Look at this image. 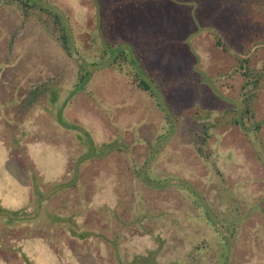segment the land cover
Listing matches in <instances>:
<instances>
[{
    "label": "rangeland",
    "instance_id": "374dc122",
    "mask_svg": "<svg viewBox=\"0 0 264 264\" xmlns=\"http://www.w3.org/2000/svg\"><path fill=\"white\" fill-rule=\"evenodd\" d=\"M37 1L0 0V264H264V0Z\"/></svg>",
    "mask_w": 264,
    "mask_h": 264
},
{
    "label": "trees",
    "instance_id": "16d2710c",
    "mask_svg": "<svg viewBox=\"0 0 264 264\" xmlns=\"http://www.w3.org/2000/svg\"><path fill=\"white\" fill-rule=\"evenodd\" d=\"M17 1H18L19 6H20V8L22 9L23 12L29 11L31 9L33 10L35 8L39 9L41 12L47 11V10H44V8L37 3L38 2L37 0H17ZM56 18L58 19V16H56ZM60 39H61V43L63 45L62 48L68 54L71 55L70 46H69V37L67 35V32H66L65 28H61ZM120 57L123 60L127 59L125 54L120 55ZM240 64H241L240 70L242 71L241 72V76L246 77V78L251 76V74H249L248 71H247L248 70V68H247L248 67L247 66L248 65V60L247 59H243V60L240 61ZM91 65H95V64H91ZM79 66H80L81 70L79 71L78 83L75 86L74 90L71 92V95H74L76 92L83 90L85 88L86 84L88 83L89 79H90L89 78L90 75H89L88 72H86L84 67L81 64ZM258 80H259V76L255 77L254 80L253 79L250 80V83L253 82L252 84L256 85ZM137 86H138V88H140L143 91H149L150 90L149 85L144 80H138L137 81ZM43 87L44 86H40L39 87V89H42V90H37V88H34L36 91H38V92H35L36 94H35L34 97H36L37 95L40 96V95H43V94L46 93L47 90L45 88H43ZM50 102H51V104H53V101H50ZM59 119H61L60 122L63 121L61 117ZM79 138L82 141L83 138L81 136H79ZM17 213L18 212L12 211V210L6 211L5 209L2 208V206L0 204V217H8V221H7L8 223L11 222L12 219H15L17 217ZM66 223H69L70 225L71 224L73 225L74 221H72V222L71 221H69V222L66 221ZM70 225H68V226H70ZM12 253L13 254L16 253L18 255V257L20 258V261L23 264H33V262L27 258V255L24 252H22L19 248L12 249ZM222 257H223V255H222ZM7 262H9V261L7 260L6 263Z\"/></svg>",
    "mask_w": 264,
    "mask_h": 264
}]
</instances>
